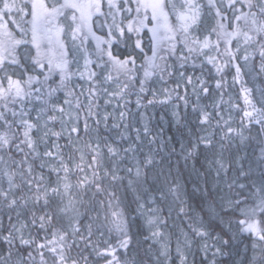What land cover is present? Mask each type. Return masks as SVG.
Instances as JSON below:
<instances>
[{
    "label": "snow or ice",
    "instance_id": "obj_1",
    "mask_svg": "<svg viewBox=\"0 0 264 264\" xmlns=\"http://www.w3.org/2000/svg\"><path fill=\"white\" fill-rule=\"evenodd\" d=\"M252 73L264 84V0H0V264H144L131 204L159 244L154 264H173L169 220L181 222L179 264H195L194 247L201 264H264V86ZM133 96L139 127L128 123ZM157 104L188 131L179 150L152 129ZM110 117L127 146L101 136ZM248 148L258 159L240 155ZM172 157L198 177L196 207L170 179Z\"/></svg>",
    "mask_w": 264,
    "mask_h": 264
},
{
    "label": "trees",
    "instance_id": "obj_2",
    "mask_svg": "<svg viewBox=\"0 0 264 264\" xmlns=\"http://www.w3.org/2000/svg\"><path fill=\"white\" fill-rule=\"evenodd\" d=\"M149 38L146 36L144 39V46L147 50V47L149 46ZM257 69H258V60H257ZM255 73H252L251 75H246L245 79L252 81L254 84H257L258 86H264V84L261 83V79L260 78H256L255 80H253V77L255 76ZM229 82H231V77H229ZM164 85H162V83L158 82L154 87L157 90L158 95H161L160 93V89L163 87ZM251 86V85H250ZM168 88H172L174 87V84L171 80H169L168 84H167ZM239 88V85L236 86V88L231 89V93L233 96V102L238 104L240 106V108H243V100L242 98H238V93H237V89ZM149 98H151L149 96ZM227 99V97H225ZM83 99V97L81 98ZM204 103H209V101H204ZM146 104V101H145ZM107 110L109 112L113 111L114 105H108L106 106ZM128 108L131 112V116L128 119V123L130 125H134L139 127L141 125V119H140V113L144 111L143 108H141L139 111L136 109L135 106V96H133L131 98V103L128 105ZM240 108L235 109L232 111L231 115L233 117V121H234V126H238L240 123V118L242 116V111H240ZM105 110V106L103 105V101L101 100V108L100 111L103 112ZM118 111L117 110V115H116V120L119 121V117H118ZM180 111L181 114L184 115V108H183V103L181 102L180 105ZM148 114L152 117L151 120V126L152 129L155 133H160L163 135V137L165 139H167L168 137H173V142H175L177 144V150H179V143L180 142H184L187 143V137H188V131L185 130V132L182 134L181 132L177 131V126L174 122V119L172 117V109L171 107H162L161 105L157 104L154 108L151 106H148ZM225 115L227 116V113H225ZM161 116L164 117L163 120H161ZM187 117H188V123H187V127L188 129H191L193 132V138H195V134H198L196 125L194 123V115L191 113V107H189L188 112H187ZM111 123H112V117H110L109 119V128H105L104 124L101 123L99 126V132L101 134V136L103 138H110L111 140L114 141H118L119 142V146L120 147H125L127 146V143H129L130 141H123L120 139L119 136V132H122L123 129H112L111 128ZM128 134L132 137L135 136V132L132 129V127L129 128L128 130ZM219 137H217L218 139ZM218 147V146H217ZM148 151V146L147 143L145 142L144 146H143V152H147ZM241 156H247L250 157L251 160H256L259 157V150L255 149V154H254V150L252 148H248L246 151L242 150L240 152ZM162 156H165L164 153H161L160 156L157 157V159H161ZM200 160V164H203L205 167H207V162L204 159V156L201 155L199 157ZM105 163H107V161H105ZM171 163L173 165L172 168V177L170 179H175L176 181H178L182 186H184L189 194V196H191V199H189V203L193 205V207H196L197 205H199L200 199H199V194H197L196 196H192V187L194 182L197 181L198 177L195 175V173L192 172L191 169V164L189 165V167L187 168H181V170L178 172L176 165H177V159L175 157L171 158ZM179 164L182 166L183 165V161H179ZM200 165H197V168H199ZM160 169L157 168L156 172H159ZM164 171L167 172V168H164ZM256 175H259V172L256 173ZM155 176V174H153V177ZM201 185L203 186V178H199ZM161 187H164L163 184L159 185ZM208 187L212 188L214 187V175L213 176H209L208 177ZM118 196L120 197L121 200V207H124L125 204H128L129 201L131 200V197H129V201H124L123 196V190L121 189L120 192L118 193ZM171 199V198H170ZM169 201H165L162 203V207L164 208V211H167V204L170 202ZM135 208V204H131L129 207H127L125 209L126 211V215L128 216V220L130 223V231H131V235L134 236L135 241L138 242V246H139V250H140V254L141 256L144 257V264H149V258L152 259L153 264L155 261V254L159 249V244L154 242L150 236L149 233L146 229V227L143 226V221L142 219H140L138 216H136V213L133 211V209ZM174 215V214H173ZM180 227H181V222L179 220L175 221V224H173V222L171 220H169L168 222V227L164 229L165 232V236L169 237L170 240V250H171V260L173 262V264H179V261L176 258V239L178 236H180V239L182 240L183 237L180 235ZM96 239H100V237H97ZM103 239L105 240H115V234H108L106 232V235L103 237ZM253 240L252 238H249L247 234L239 236L235 242L234 248L236 250H240L241 252L243 251L245 246H248L249 248L251 247ZM78 250H74V255L76 254ZM193 253H195L194 259H195V264H201V260H202V255L200 253L197 252L196 248H193ZM193 259L192 256L189 257V260L191 261Z\"/></svg>",
    "mask_w": 264,
    "mask_h": 264
},
{
    "label": "rangeland",
    "instance_id": "obj_3",
    "mask_svg": "<svg viewBox=\"0 0 264 264\" xmlns=\"http://www.w3.org/2000/svg\"><path fill=\"white\" fill-rule=\"evenodd\" d=\"M97 31H98V34H99V31H100V30H99V29H97Z\"/></svg>",
    "mask_w": 264,
    "mask_h": 264
}]
</instances>
